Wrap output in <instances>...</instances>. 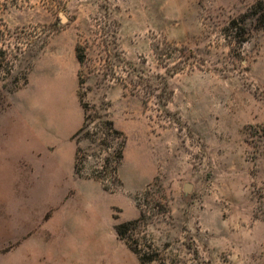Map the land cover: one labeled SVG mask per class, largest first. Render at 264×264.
<instances>
[{
  "label": "rangeland",
  "instance_id": "rangeland-1",
  "mask_svg": "<svg viewBox=\"0 0 264 264\" xmlns=\"http://www.w3.org/2000/svg\"><path fill=\"white\" fill-rule=\"evenodd\" d=\"M261 14L0 0V264H264Z\"/></svg>",
  "mask_w": 264,
  "mask_h": 264
},
{
  "label": "trees",
  "instance_id": "trees-1",
  "mask_svg": "<svg viewBox=\"0 0 264 264\" xmlns=\"http://www.w3.org/2000/svg\"><path fill=\"white\" fill-rule=\"evenodd\" d=\"M258 17L262 22H264V14L263 15L261 14ZM78 60L81 61L82 56H80V57L78 56ZM1 62L2 61H0V64H1ZM163 90H164V92H166L165 88H163ZM109 124H113L112 121H109ZM121 157H122V152L120 149L118 154H117L116 163L118 162V160ZM78 160H79V157H78L77 151H76L74 168H75V172L77 174H81V168L77 165ZM104 162H108V159H105ZM113 171H116V167H114ZM90 176L93 178H97V179H103V176L100 174H97V173H92V174H90ZM142 220H143V217H142V215H140V217L135 218L133 220L119 222L115 225V232L121 240H124V242L127 244L129 249L133 253L136 254L140 264H151L157 260L162 259L158 249L154 248L152 245H147V246L144 245L143 246L140 243L139 239L138 238L135 239L133 237V233H131V231L134 230L135 226H137Z\"/></svg>",
  "mask_w": 264,
  "mask_h": 264
}]
</instances>
